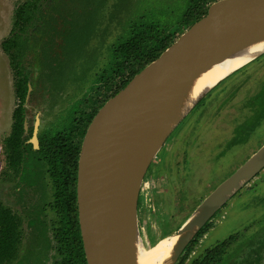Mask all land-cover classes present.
<instances>
[{
    "label": "rangeland",
    "instance_id": "1",
    "mask_svg": "<svg viewBox=\"0 0 264 264\" xmlns=\"http://www.w3.org/2000/svg\"><path fill=\"white\" fill-rule=\"evenodd\" d=\"M23 1L0 0V201L18 213L22 220L23 243L17 259L11 264H52L55 261L50 259L53 213L42 209L44 201H50L48 196V199L44 197L47 192H43L41 197L23 183L3 180L7 171L4 140L11 132L12 114L18 101L15 97V76L1 44L10 35L15 9ZM185 2H46L27 40L25 66L31 84L37 89L34 95L40 99L28 104L29 128L37 114L41 130L48 126L52 134L72 129L75 121H85L95 105L94 97L106 81L112 64L113 45L127 38L134 25L155 23L161 30L176 29ZM259 59L264 60V56L248 65L251 67L246 68V73L237 76L236 90H231L230 94L223 90L220 92L224 95L221 99L215 94L204 98L152 162L138 203L141 234L148 244L158 241L156 246H150V250L163 248L166 240L162 237L178 229L221 182L264 144L263 126L258 130L259 136L239 152L232 153L241 148L236 146L224 159L218 155L222 146L232 138L234 125H245L260 115V108L254 101L257 97H253L259 89V82L264 81V65L257 63ZM206 107L207 111L212 110L211 114L202 117L200 113ZM184 126L191 128L183 129ZM192 129L194 132L189 137L186 134ZM35 175L30 170L24 177L34 181ZM263 179L264 171L216 212L208 224L212 223V226L202 238L203 248L196 250L198 254L206 246L211 249L234 234H242L241 244L257 234L264 237V202L260 201L264 195ZM252 226L244 235V231ZM141 242L146 246L143 240Z\"/></svg>",
    "mask_w": 264,
    "mask_h": 264
},
{
    "label": "water",
    "instance_id": "2",
    "mask_svg": "<svg viewBox=\"0 0 264 264\" xmlns=\"http://www.w3.org/2000/svg\"><path fill=\"white\" fill-rule=\"evenodd\" d=\"M260 39H264V0H218L99 109L87 128L78 160V219L87 264H131L134 241L139 238L146 246L158 242H146L138 218L140 192L152 162L199 103L219 84L264 56V50L202 92L179 118L173 100L183 84L212 66L251 56L248 48ZM165 125L167 130L159 134ZM263 169L264 144L178 229L162 237L177 240L172 264L178 263L216 212Z\"/></svg>",
    "mask_w": 264,
    "mask_h": 264
},
{
    "label": "trees",
    "instance_id": "3",
    "mask_svg": "<svg viewBox=\"0 0 264 264\" xmlns=\"http://www.w3.org/2000/svg\"><path fill=\"white\" fill-rule=\"evenodd\" d=\"M49 0H25L14 13L10 35L3 40L2 50L8 55L15 81L17 107L13 112L10 135L4 140L6 165L14 174H20L24 162L26 145L24 139V107L29 88V77L24 72L23 57L27 48L28 34L37 18L43 13V6ZM218 0H186L181 21L176 29L161 30L158 25L139 24L131 27L128 36L113 45L111 65L105 85L106 97L100 103L102 107L111 97L123 89L128 82L149 63L157 59L174 41L195 22L207 14L211 3ZM108 76L110 78L108 79ZM102 79V78H100ZM95 111L78 132L71 130L54 135L53 140L42 139L41 148L35 151L39 160L49 167L54 182V210L59 217V227L55 234L56 251L60 257L52 264H87L78 219V206H70V200L76 199L78 160L83 137ZM76 122V121H75ZM77 122L75 123L76 126ZM75 139L73 134H76ZM72 134V139H71ZM209 224V223H208ZM207 224V226H209ZM207 226L187 246L177 264H186L197 249L199 240L205 235ZM22 241L20 217L0 202V264H10L18 257ZM213 252L215 250H212ZM208 251L205 260H210ZM208 257V258H207ZM192 259L191 264L201 261ZM210 260L209 262H211Z\"/></svg>",
    "mask_w": 264,
    "mask_h": 264
},
{
    "label": "flooded vegetation",
    "instance_id": "4",
    "mask_svg": "<svg viewBox=\"0 0 264 264\" xmlns=\"http://www.w3.org/2000/svg\"><path fill=\"white\" fill-rule=\"evenodd\" d=\"M28 36H29V34H28ZM27 50H28V41H27V48H26V51H25V54L23 57V63H22V65L24 66V72L29 77V83H28L29 87H31L30 93H29V88H28V93L26 95L25 102L23 103V107H24V129H25V131H24V139L25 140L24 141H25V145H26L27 150L25 152V158H24V162L22 163V171L20 172V174H18V175L14 174L12 172V170L7 169V171H5V173H4L3 180H5L7 182H13L15 184H18V182L23 183L25 186H27V189L35 191L36 193L40 194L41 197L43 196V192H47V195H44V197L48 196L50 198V201L45 200L42 209L43 210H49L50 212L53 213V222H52V224H53L52 234L53 235H52V240L50 241V249L52 250V254L50 256H52V258H50V259H53L56 261L60 257L58 256L57 251H56V247H55L56 246L55 234L57 232V228L59 227V217H58L56 211L54 210L55 208H54V203H53L54 202L55 186H54V182L52 180V177L48 171L49 167L47 166V163L44 162L43 160H39L38 155H35L34 152L40 150L41 144H42V139H44L45 137H48V138H51V140H53L54 135H56L60 132H65V131L63 130V131L52 134L50 132V130L47 128L48 126L45 129L41 130V120H40V117L38 114L36 115L35 122L32 124V126L30 128L28 126V109H27L28 104H33L34 101H37L40 99L38 98V95H34V94H37V92H36L37 89H35L36 87L33 83L31 84V79H30V76H29L28 71H27L26 66H25ZM257 63H259L261 66H263L264 60L259 59ZM250 67H248V66L244 67L243 69H241L238 72L239 74H235V76L233 75V77L231 79H229V81L227 80L226 82L224 81L221 84H219L216 88H214L209 93V95L215 94L216 97H219L218 99H221V97H224V95H221V93H220L223 90H224V92L229 93V94H230L231 90H236L237 89L236 79L240 75L246 73L248 71L247 69H249ZM259 79H262V77H260ZM103 84L104 85L101 86L99 91H98V95H96L94 97L93 101H94L95 105L93 107H91V111H89V113H88V118L92 115L93 111H95V114L99 111V109L101 108L99 105L102 102V100L106 97L108 89L105 85V81L103 82ZM28 94H29V97L27 98ZM251 96H249V97H251ZM15 97H16V95H15ZM253 97L254 98L257 97L254 101H255L256 105H258L260 108V110L258 111L260 115L257 117L256 120H250L245 125L244 124L242 125L241 123H239L240 125H238V123H237V125H234L233 134L231 136L232 138L229 140V142H227L224 146H222L221 150L218 153L220 159L221 158L224 159L228 155V153L236 146H239L241 148L233 151L232 153L239 152L240 150L245 148L247 145H249L250 142H252V139L259 136L258 130L264 126V81L259 82V89L256 92V95L254 94ZM199 104L201 105L202 102H200ZM207 107L201 111L200 114L202 117L204 115L206 116V115L211 114L212 110L209 109L207 111ZM12 116H13V114H12ZM88 118L85 121H81V122L76 121L77 122L76 126H75L76 122H74L73 128L78 132L80 129L83 128V126L85 125ZM12 121H13V118H12ZM50 123L51 122H49L47 125H49ZM188 127L189 126H184L183 129H186ZM11 128H12V126H11ZM189 128H191V127H189ZM183 129H181V131ZM86 131H87V129H86ZM193 132H194V129H192V131H190L186 135L191 137V134ZM75 136H78V133H77V135L73 134L74 139H75ZM70 137L72 139V134ZM35 139L37 140V146L35 145V142H34ZM83 139H84V137H83ZM82 142H83V140H82ZM6 167H7V165H6ZM30 170H33L36 174L34 177V181H29V180H27L28 179L27 177H24V175L28 174V172ZM262 171H264V169ZM255 177L253 179H255ZM39 181H41L42 183H38ZM262 182L264 183V179L262 180ZM76 192H77V185H76ZM48 197L46 199H48ZM260 201L264 202V195L262 196V199ZM0 202L4 206L10 208L13 212H15L11 207L7 206L2 201H0ZM261 202H259V204ZM75 204H77V195H76V199L70 200V206L71 207H73ZM16 214L18 215V213H16ZM20 219H21V217H20ZM21 224H22V220H21ZM210 226H212V223L209 226H207L206 233L208 232V229L210 228ZM213 227H215V225ZM252 228H253V226L250 228L248 227L244 231V235L247 234ZM206 233L203 237L206 236ZM202 238L199 240V244L197 246V249L199 247H202V240H203ZM241 240L243 241L242 234L231 235L229 238H227L223 242L217 244L216 246H214L211 249H209V248L207 249V246H206V248H204V250L201 249L199 254L197 253V251H196L197 249H196L193 252L191 258L197 259L196 261H198V260L201 261L200 264H264V237H263V235L257 234L253 237H250L243 244H241ZM22 243H23V230H22L21 245H22ZM204 243H206V241H204ZM21 245L19 247V252H20ZM209 250H211V251L215 250L214 252L212 251L208 255V257L209 256L211 257L210 258V260H212L211 262H209L210 260L208 257H207L208 260H205V257L207 256V253ZM18 255H19V253H18ZM191 258L186 261V264L192 263Z\"/></svg>",
    "mask_w": 264,
    "mask_h": 264
},
{
    "label": "bare ground",
    "instance_id": "5",
    "mask_svg": "<svg viewBox=\"0 0 264 264\" xmlns=\"http://www.w3.org/2000/svg\"><path fill=\"white\" fill-rule=\"evenodd\" d=\"M252 55L249 57H240L233 60H227L217 65L212 66L195 79L189 81L180 89L179 95L173 100L174 109L177 110V118L184 115L192 106L194 101L199 97L202 92L208 88L217 84L220 80L225 78L228 74L237 70L248 62L253 55H257L264 50V39H260V42L249 47ZM216 88V87H215ZM176 118V119H177ZM166 125L162 127L160 133L166 131ZM195 229L187 232V239L193 234ZM166 244L163 248L155 247L154 250H150V246H144L141 239H137L133 243V251L131 254V264H172L171 259L173 253V247L175 245L174 238H165ZM164 242V243H165Z\"/></svg>",
    "mask_w": 264,
    "mask_h": 264
}]
</instances>
